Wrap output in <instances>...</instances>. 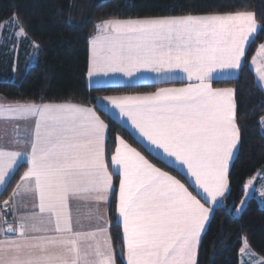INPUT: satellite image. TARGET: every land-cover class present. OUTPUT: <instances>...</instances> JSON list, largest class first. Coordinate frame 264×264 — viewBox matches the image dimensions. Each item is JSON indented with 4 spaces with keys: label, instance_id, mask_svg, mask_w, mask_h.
Wrapping results in <instances>:
<instances>
[{
    "label": "snow or ice",
    "instance_id": "snow-or-ice-1",
    "mask_svg": "<svg viewBox=\"0 0 264 264\" xmlns=\"http://www.w3.org/2000/svg\"><path fill=\"white\" fill-rule=\"evenodd\" d=\"M9 24L18 38H27L18 15L0 31ZM261 30L247 6L224 13L102 19L89 39V81L120 74L127 79L96 83L135 86L146 79L142 74L153 73L157 83L184 86L104 96L95 106L0 101V123L24 122L18 147L0 146V191L18 162L27 165L0 208V264H118L106 218L113 195L122 234L120 264H198L202 234L218 198L229 192L230 165L241 140L236 89L213 87L212 81L238 74L247 46ZM256 55L264 57V43ZM256 74L264 84V67ZM113 110L146 150L184 172L187 185L120 135L109 159V126L98 113ZM259 123L264 127V117ZM22 194L32 198L31 210L17 215L16 198ZM74 202L105 206L89 212L94 227L85 228ZM243 243L247 246L246 239Z\"/></svg>",
    "mask_w": 264,
    "mask_h": 264
},
{
    "label": "trees",
    "instance_id": "trees-1",
    "mask_svg": "<svg viewBox=\"0 0 264 264\" xmlns=\"http://www.w3.org/2000/svg\"><path fill=\"white\" fill-rule=\"evenodd\" d=\"M245 6L256 13L258 23L264 28V0H0V24L12 19L13 14L18 15L27 39L39 46L37 62L22 69L17 81L0 80V96L8 101L15 98L39 102L43 99L51 103L70 101L95 106L97 99L104 96L155 91L159 85L88 87L89 39L95 34V25L99 21L112 17L126 19L189 12L224 13ZM261 43H264V30L247 46L243 67L235 78L212 81L213 87L236 89L241 140L230 166L229 192L223 206L214 209L201 238L198 264H239L243 239L264 260V207H260L256 198H251L240 216L234 215L245 195L247 180L264 168V134L259 123L264 117V93L250 66ZM98 114L109 126L106 133L109 159L114 151L115 137L120 135L151 162L187 185L182 173L150 154L121 124L105 112ZM25 170L24 164L16 169L0 194V203L8 198ZM114 182L118 189V177H114ZM228 207L233 209L232 213L227 212ZM108 215L120 264L122 234L116 223L114 195Z\"/></svg>",
    "mask_w": 264,
    "mask_h": 264
},
{
    "label": "crops",
    "instance_id": "crops-1",
    "mask_svg": "<svg viewBox=\"0 0 264 264\" xmlns=\"http://www.w3.org/2000/svg\"><path fill=\"white\" fill-rule=\"evenodd\" d=\"M11 20L12 19H9L8 21H11ZM4 23H2L0 25H3ZM15 30H16V28H14L12 25L9 24V25L3 27L2 31H0V80L1 79L4 80V79H6L7 76L15 74V79H16L15 81H17L19 79L20 71L22 69H27L28 67L32 66L34 64V63H32V61H36V59H37L36 56H35V58L34 57L31 58V56L33 54V50L35 51L34 42L28 40L27 38H23V37L18 38L15 35ZM257 52H258V50H257ZM36 53L38 56L39 51L37 50ZM254 57L257 61H264V57L257 56L256 54ZM32 59H34V60H32ZM261 67H264V63L263 64L256 63L253 65L252 61H251V69L254 73L255 80H256L258 86L261 88V90L264 93V84H262L259 81L258 76L256 74L257 69L261 68ZM142 75L144 77H146V79L141 80V82L137 85H159L160 87H182V86H184V84L179 82V81L169 82V83H157L155 80V74H153V73H144ZM236 76H233L230 79H233ZM97 79L108 80V81L116 79V80L124 81L127 78L123 77L120 74H116L115 77H113V76L99 77V78L93 77L91 81H89L87 78L88 87L89 88H94V87H120V86L130 87L126 83H120V84L108 83V84L98 85L96 83ZM216 80H227V79H214L213 81H216ZM125 95H135V94H125ZM102 98L103 97L97 99V101L101 100ZM0 101H6V100L2 96H0ZM108 115L112 119L117 121L119 124H121L124 128H126L132 134V136L146 149L144 142L139 138L138 134L135 133V131L131 128L130 125L126 124L123 120H121L118 117V113H116L115 110L108 113ZM15 123H20L21 127L19 130L14 128ZM29 126H30V124H29ZM23 128H24V122L7 121V122L0 123V146L7 147L9 149H14V148L18 147V145L16 144V140L17 139H23ZM260 129H261V132L264 134V127H262L260 125ZM18 132H19V135H18ZM150 154L155 156V154H153V153H150ZM158 159H160L164 162V158L162 156L159 157ZM22 164L26 165L25 163L20 161V162H18V166L16 167V169ZM26 168H27V165H26ZM176 170H178L180 173H182L185 177V174L183 171H180L179 169H176ZM262 176H264V168L262 170H260L255 176H253L249 180H252V182H254V184L257 185L259 180L262 178ZM10 178L8 179V182H9ZM4 188H3V190H4ZM3 190L0 191V194L3 192ZM226 195L218 198V202L214 206V209L219 207V206H223ZM263 201H264V199H263ZM31 205H32V198L29 195L22 194L21 196H18L16 198V205H15V210H16L17 215L22 214L25 211L31 210ZM77 206L80 207L82 222H83L86 229L89 227H94V222L90 223L89 220L87 219L89 212L96 213L97 210L103 211V209L105 207L103 204L95 205V204H89L88 202H74L73 207L75 208ZM0 208H3V204L0 205ZM212 215H213V213H212ZM212 215H211V218H212ZM106 218H109L108 212H107ZM7 219L9 220L10 223H14V218L11 214L7 215ZM209 223H210V221H209ZM209 223H208V225H209ZM208 225L206 227V230L208 228ZM203 234H202V236H203ZM245 252H246V254H248L249 258H252L254 261H256L254 255H251L248 251H245ZM241 261H242V258H241V252H240L239 253V262L241 263Z\"/></svg>",
    "mask_w": 264,
    "mask_h": 264
},
{
    "label": "rangeland",
    "instance_id": "rangeland-1",
    "mask_svg": "<svg viewBox=\"0 0 264 264\" xmlns=\"http://www.w3.org/2000/svg\"><path fill=\"white\" fill-rule=\"evenodd\" d=\"M35 45H37L36 43H34ZM35 48V51L33 50V54H32V56H31V58H35V56H36V58L38 59V56H39V53H38V56H37V53H36V51L38 50L39 51V46L38 47H34ZM257 50H258V48H257ZM257 50H256V52H257ZM256 52H255V54H256ZM255 54H254V56H255ZM253 56V57H254ZM37 59H36V61H32V63H36L37 62ZM253 59V58H252ZM32 60H34V59H32ZM252 61V60H251ZM256 63H259V64H263L264 63V61H257L256 60ZM33 64V65H34ZM32 65V66H33ZM250 66H251V63H250ZM6 79L7 80H11V81H15L16 79H15V74H13V75H9V76H7L6 77ZM3 97V96H2ZM4 98V97H3ZM5 99V98H4ZM6 101H8L7 99H5ZM251 179V178H250ZM249 180V179H248ZM247 180V181H248ZM252 181V180H251ZM246 184H248V182H246ZM261 191H264V176H262V178L259 180V182H258V184L257 185H255L254 184V182H252V184H250L247 188H245V195H244V197H243V199L241 200V202L239 203V205L237 206V208L234 210V215L236 216V217H238V216H240V214H241V212H242V210H243V208L245 207V205L247 204V202H248V200H250L251 198H256L257 199V202H258V204L260 205V207H264V201H263V199H264V196H261ZM2 204V202L0 203V205ZM239 210V211H238ZM245 239H243L242 240V246L241 247H245V251H248L251 255H253V253H254V257H255V259H256V261H254L252 258H249L248 257V254H246V252L242 255L241 254V258H242V261H243V264H259V262L261 261V260H263L262 258H260L250 247H249V245H248V243H247V246L243 243V241H244ZM239 264H241L240 262H239Z\"/></svg>",
    "mask_w": 264,
    "mask_h": 264
},
{
    "label": "water",
    "instance_id": "water-1",
    "mask_svg": "<svg viewBox=\"0 0 264 264\" xmlns=\"http://www.w3.org/2000/svg\"><path fill=\"white\" fill-rule=\"evenodd\" d=\"M232 211H233V209H232L231 207H228V208H227V212H228V213H232Z\"/></svg>",
    "mask_w": 264,
    "mask_h": 264
}]
</instances>
